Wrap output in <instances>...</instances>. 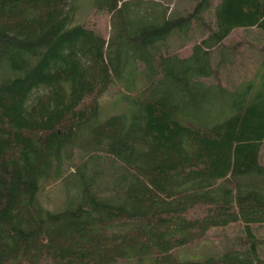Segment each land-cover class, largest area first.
<instances>
[{
  "label": "trees",
  "instance_id": "1",
  "mask_svg": "<svg viewBox=\"0 0 264 264\" xmlns=\"http://www.w3.org/2000/svg\"><path fill=\"white\" fill-rule=\"evenodd\" d=\"M164 1L91 0L110 14L105 36L74 23L81 0H0V264H264L251 231L264 223V56L234 87L205 80L233 29L264 39V0ZM195 20L208 31L190 54L157 55L174 34L192 40ZM116 85L121 109L101 119ZM57 182L54 210L40 196ZM237 221L245 249L172 253Z\"/></svg>",
  "mask_w": 264,
  "mask_h": 264
},
{
  "label": "rangeland",
  "instance_id": "2",
  "mask_svg": "<svg viewBox=\"0 0 264 264\" xmlns=\"http://www.w3.org/2000/svg\"><path fill=\"white\" fill-rule=\"evenodd\" d=\"M197 0H172L171 8L180 11H189L193 8ZM164 2L168 3V0ZM215 5L219 0H211ZM205 14L209 20L212 13L208 10ZM74 23H86L95 27L103 35L110 33V14L106 10H100L93 6L91 0H81L79 10L74 18ZM208 29L205 23L194 21L189 34L192 40H183L184 34H174L165 43L160 44L157 51L158 56L166 53H177L180 56L190 54L192 45L195 41H200L201 36ZM212 61L214 74L205 78L207 82H218L226 86L234 87L237 81L253 76L261 68V60L264 56V39L262 30L257 27H237L235 28L220 45L212 49ZM120 86L110 88L101 97L102 110L100 118H107L114 111L121 109L117 103L120 95ZM260 162L264 164V143L260 152ZM71 167L72 165L69 164ZM64 183V182H63ZM62 182H57L51 189L46 188L41 193L40 199L44 205L54 210L60 209L65 203V190ZM258 238L259 253L264 254V223L261 225L253 224L252 230ZM254 237V240H255ZM248 241V230L242 221L234 222L227 226L211 228L201 239L189 244L175 248L172 253L178 258L185 259H204L208 256H217L225 250L238 248L245 249ZM158 252V250H156ZM117 264H138L137 258L130 261H120ZM147 264V263H146Z\"/></svg>",
  "mask_w": 264,
  "mask_h": 264
},
{
  "label": "crops",
  "instance_id": "3",
  "mask_svg": "<svg viewBox=\"0 0 264 264\" xmlns=\"http://www.w3.org/2000/svg\"><path fill=\"white\" fill-rule=\"evenodd\" d=\"M233 30H234V29H233ZM233 30H232V31H233ZM232 31H231V32H232Z\"/></svg>",
  "mask_w": 264,
  "mask_h": 264
}]
</instances>
